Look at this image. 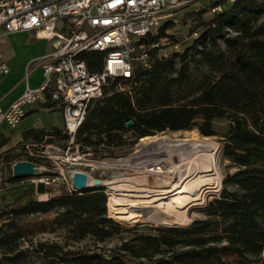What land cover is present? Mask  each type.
I'll return each mask as SVG.
<instances>
[{
	"label": "trees",
	"instance_id": "obj_1",
	"mask_svg": "<svg viewBox=\"0 0 264 264\" xmlns=\"http://www.w3.org/2000/svg\"><path fill=\"white\" fill-rule=\"evenodd\" d=\"M194 14L193 23L197 25L191 33L201 32V36L180 58L185 59L201 45L213 44L210 51L200 53V62L210 71L206 75L207 83L188 97L174 101L170 91L163 87L162 73L168 68V62H155L148 72L138 70L132 84L133 92L117 93L111 88L113 94L90 109L77 134L76 145L82 155L91 153L97 156L99 146H123L127 133L141 139L166 131L198 130L208 138L215 136L213 123L226 120L229 127L224 156L236 172L227 178L225 185L236 191L226 188L209 203L206 215L210 222L196 223L189 231H168L178 236L175 238H191L180 244L192 249L165 264H228L223 260L222 250L242 263H257L264 257V2L243 0L222 13H213L212 8H208ZM211 15L210 21H204ZM222 40H225L226 49L218 45ZM101 59L102 56L91 54L83 60L89 71L96 73L101 71ZM129 123L132 126L127 128ZM0 139L3 140L0 142L2 150L7 143L4 136ZM44 139L48 140L46 144L61 143L68 141V136L60 129L32 130L23 133L21 144L30 140L42 144ZM10 152L3 157L7 158ZM54 191L46 192L50 197L46 203H26L33 198L28 192L25 197L0 210V221L11 215L63 210L58 220L76 226L80 238L89 235L99 239L112 237L110 225L113 221L106 219L108 199L105 192L71 195L65 185ZM213 224L214 229L208 231ZM18 240L16 236L1 238L0 229L1 258L18 254L21 248ZM160 241L167 248L179 244L174 239ZM223 243L226 247L220 249L217 245ZM39 251L48 257L54 254L67 264H135L116 253L108 257L99 254L64 255L58 253V248L49 251L44 246H40ZM249 256L257 259L252 261Z\"/></svg>",
	"mask_w": 264,
	"mask_h": 264
},
{
	"label": "rangeland",
	"instance_id": "obj_2",
	"mask_svg": "<svg viewBox=\"0 0 264 264\" xmlns=\"http://www.w3.org/2000/svg\"><path fill=\"white\" fill-rule=\"evenodd\" d=\"M197 12H199L197 9H193L191 12L185 14L182 18L181 26L165 25L160 34V36H166L178 31L185 34L186 42L181 46L183 52L178 55L168 56L167 66L169 69L167 68L162 73L163 87H166L170 91L174 101H180L188 97L189 94L199 90L202 84L208 81L206 75H209L210 71L200 62V53L202 51H210L213 44L207 43L201 45L196 51L188 53L185 59L180 58L183 53L195 45V42L201 36V32L191 33L192 29L197 25L193 23L194 13ZM212 18V15L205 17L204 21H210ZM231 36L234 37L235 35L231 34ZM31 37L34 39L33 35ZM218 45L226 49L225 40L219 41ZM9 46H11V42L8 44V47ZM46 46V54H48L51 52V46L48 44H46ZM4 48H6V46ZM166 55H169L168 51ZM126 89L130 92L134 91L132 84H127ZM107 92L108 95L113 93L110 92V89ZM228 127L229 123L226 120H216L212 125L215 136L208 138L202 136L198 130H195L202 140L216 144L219 148L216 161L218 172L222 177V185L218 191L208 195L200 207L194 208L186 213V216H188L190 220L187 225L175 226L165 221H162L160 224L154 223L151 220L160 219L163 216L162 210L157 208L156 205L148 208L142 206L143 209H137V207L133 208L130 205H137V199L123 197L122 195L124 194L113 193L109 191L108 188H105L104 190L98 191L105 192L108 199V213L106 219L113 221V224L110 225L113 229L111 238L99 239L92 235L80 238L76 226H69L64 221L58 220L59 216L64 213L63 210L53 211L48 214L11 215L9 218L5 217L0 221L1 238L9 236L19 237L18 241L21 243V248L14 257L0 258V264H67L63 262L62 259H58L54 256V254H52V257H48L40 253V246H44L49 251H52L53 247L58 248V253L64 255L69 253L84 255L99 254L108 257L111 253H116V255H120L128 261H133L135 264H165L167 262H173L176 257L183 254L187 249H192L186 248L183 244H180L191 238L184 236L175 238L178 236H173V234L168 231H189L193 229L196 223L210 222V218L206 215V209L209 203L217 199L226 188L232 192L236 191L234 187L225 185L227 178L236 172V168H234L231 162L224 156L226 145L225 136ZM21 128L22 127L12 130L4 127L2 131L3 133L6 130L5 132L9 133H3L4 141H6L7 146L0 150V197L5 196V199H1L0 203L3 208L25 197L28 192H30L33 198H29L26 203H46L50 199L46 192L50 190L55 192L54 190L62 188L64 185L66 187L71 186V178L74 173H83L87 175L88 178L91 177L94 180L102 182H120L135 178L137 177L136 172L134 174V172L127 171L126 167L121 168L114 166L117 165V161L130 157L131 154L139 148V145L142 144L141 140L150 138L155 139L162 136H168L171 140H184L190 138V134L194 132L166 131L156 136L141 139L136 138L132 133H127L124 138L123 146L106 147L102 145L97 147L99 155L94 156V154L88 153L85 156V154L82 155L80 153V150L78 152L79 154L76 152V148L78 147L76 145V140L79 135H76L75 139H72V137L68 136L63 130L61 131L68 136V141L46 144L48 140L44 139L42 144H36L30 140L25 145L20 142L13 146V138L9 135L13 134L14 131H21ZM21 134H23V132ZM2 141L3 140L0 139V142ZM170 149L173 151L175 150L173 147ZM9 150H11L12 153L10 152L9 156L4 158L3 155ZM88 151L90 152V150ZM73 156L80 157L81 161L77 163L69 162L68 160ZM23 161H32V163L37 166L38 175L14 181L13 166ZM41 181L42 183H40ZM56 185L57 187H55ZM3 192H5V194H3ZM113 197H115L120 204L127 205L121 208L122 210L119 211L121 214L119 215L116 214L115 211H112L114 210L112 206L116 204V201H113L110 206V201ZM135 215L144 216L145 220L131 219ZM181 216H185L184 213L181 214ZM214 224L208 231L214 229L212 228ZM209 237L211 236H208V238ZM162 239H174L179 244L173 248H167L161 245L160 240ZM155 240H158L160 244L159 242H154ZM210 246L215 247L216 245H209V247ZM217 246L223 249L226 247V244L223 243ZM222 252L223 260H226L228 264H264V257L257 263H242L225 250H222ZM249 259L254 261L257 257L249 256Z\"/></svg>",
	"mask_w": 264,
	"mask_h": 264
},
{
	"label": "built area",
	"instance_id": "obj_3",
	"mask_svg": "<svg viewBox=\"0 0 264 264\" xmlns=\"http://www.w3.org/2000/svg\"><path fill=\"white\" fill-rule=\"evenodd\" d=\"M240 1L243 0H0V35L29 33L35 41L51 46V52L38 63L41 84L27 88L9 109L0 107V135L3 127H21L28 107L35 106L43 112L62 113V130L75 139L90 109L113 94L108 95L109 89L130 93L126 85L133 84L138 70L148 72L153 62H168V56L183 52L185 34L178 31L160 36L165 25L181 26L183 16L193 9L212 8L213 13H222ZM91 54L102 56L100 72H90L83 60ZM0 71L7 75L10 70L1 64ZM162 138L169 137L149 140ZM141 141L131 156L152 153ZM76 152L79 154V147ZM68 161L77 163L81 158L73 156ZM166 165L164 161L149 165L150 188L166 184ZM114 167L135 171L121 163ZM67 189L71 195H80L72 184Z\"/></svg>",
	"mask_w": 264,
	"mask_h": 264
},
{
	"label": "bare ground",
	"instance_id": "obj_4",
	"mask_svg": "<svg viewBox=\"0 0 264 264\" xmlns=\"http://www.w3.org/2000/svg\"><path fill=\"white\" fill-rule=\"evenodd\" d=\"M190 136L184 140L169 138L143 140V147H148L147 152L152 153L132 155L116 162L131 167L137 173V177L120 182L103 181L102 184L113 193H121L124 194L123 197L137 199V205H130L133 208L143 209L142 206L148 208L156 205L162 210L163 216L160 219L151 220L154 223L160 224L165 221L175 226L187 225L190 220L186 213L200 207L206 197L218 191L222 185V177L218 172L216 161L218 146L202 140L195 131ZM17 140L18 137L15 136L12 144H16ZM172 147L175 148L174 151L170 149ZM158 161H164L167 164L163 174L164 179L168 181H166L167 185L152 189L148 184L151 180V171L148 169L150 164H156ZM94 181L93 178H89L90 188H95ZM113 201H116V204L112 206L114 207L112 211L118 215L121 214L119 211L127 205L120 204L113 197L110 206ZM183 213L185 216H181ZM144 218V216L135 215L131 219L145 220Z\"/></svg>",
	"mask_w": 264,
	"mask_h": 264
},
{
	"label": "crops",
	"instance_id": "obj_5",
	"mask_svg": "<svg viewBox=\"0 0 264 264\" xmlns=\"http://www.w3.org/2000/svg\"><path fill=\"white\" fill-rule=\"evenodd\" d=\"M31 36L29 33H16L5 37L0 35V66L6 64L10 70L7 75L0 71V107L4 110L9 109L18 101L27 88L34 89L41 84L42 71L38 63L47 55V46L46 43L35 42ZM10 42L11 46L8 47ZM5 46L6 48H4ZM27 111L28 115L21 126L22 130L14 131L9 135L13 141L15 136L18 137L16 144L22 142V132L62 130L64 127V116L60 112H43L35 106L28 107ZM3 129L4 127L2 131ZM5 134L9 133L5 132ZM0 136H4V134ZM1 198H5V196H1Z\"/></svg>",
	"mask_w": 264,
	"mask_h": 264
},
{
	"label": "water",
	"instance_id": "obj_6",
	"mask_svg": "<svg viewBox=\"0 0 264 264\" xmlns=\"http://www.w3.org/2000/svg\"><path fill=\"white\" fill-rule=\"evenodd\" d=\"M132 123L127 125L130 128ZM37 166L30 162H18L13 166V176L15 179H25L29 177L37 176ZM72 187L76 193L84 195L88 192H98V190H104L106 187L102 184V181L95 180L94 187L90 188L89 178L83 173H74L71 178Z\"/></svg>",
	"mask_w": 264,
	"mask_h": 264
}]
</instances>
